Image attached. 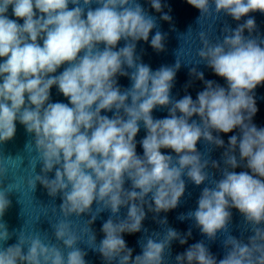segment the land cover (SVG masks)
Returning a JSON list of instances; mask_svg holds the SVG:
<instances>
[{"label": "clouds", "instance_id": "1", "mask_svg": "<svg viewBox=\"0 0 264 264\" xmlns=\"http://www.w3.org/2000/svg\"><path fill=\"white\" fill-rule=\"evenodd\" d=\"M187 3L200 12L198 21L217 19L221 13L235 21L248 16L235 29L225 27L222 39L212 41L199 33L200 61L227 87L205 80L203 72L192 68L189 74L205 85L195 100L191 95L178 100L171 96L178 61L153 70L136 55L137 42H149L157 27L137 0H0V143L14 138L17 121L33 136L31 145L42 167L41 174L28 180L29 186L34 191L39 183L50 197L59 196L64 217L52 224L59 243H46L39 234L18 235L17 243L3 247L11 238L2 218L11 205L12 189L0 188V264H86L70 218L92 213L94 202L96 215L89 224L99 212L111 213L98 244L92 234V249L105 264H168L171 243L186 244L191 230L182 236L168 227L162 236H146L134 258L123 234L141 232L146 207L157 215L175 209L185 194V176L196 186H211L202 189L196 209L178 219L193 220L211 241L227 233L222 241L225 255L217 260L197 242L177 254L175 264H264V127L252 122L258 111L254 90L264 84V38L252 36L257 25L249 16L264 14V0ZM150 4L162 13V20L171 21L161 0ZM9 7L16 19L9 18ZM164 39L165 34L156 31L150 46L161 52ZM121 40L125 44L117 49ZM119 76L128 77L130 87L122 89ZM53 86L69 103L51 102ZM157 108L167 109L168 116L154 118ZM141 124L146 131L139 142L142 156L136 152ZM235 129L239 134L229 136L223 168L197 150L201 140L224 148L225 141L213 132ZM241 166L251 174L234 171ZM209 167L219 170L221 178L209 182ZM6 173L0 167V177ZM126 182L130 188H125ZM122 208L127 209L126 217L114 220ZM233 208L252 233L247 242L228 231ZM161 223H167L166 217Z\"/></svg>", "mask_w": 264, "mask_h": 264}, {"label": "water", "instance_id": "2", "mask_svg": "<svg viewBox=\"0 0 264 264\" xmlns=\"http://www.w3.org/2000/svg\"><path fill=\"white\" fill-rule=\"evenodd\" d=\"M137 2L144 8V10L152 17L155 18L157 27L153 29L149 36V42L139 41L136 45V55L140 57V60L149 65L153 70L160 68L161 66H175L177 61L180 63V68L176 72L174 80V86L171 90V96L173 99H180L185 95H191L195 100L197 93L202 91L205 87L204 82L191 76L190 69L196 68L197 71L203 72L204 79L215 81L222 87H227L226 81L215 75L214 72L201 62L197 53L202 47L199 33L205 32L208 38L212 41L222 39L223 29L229 27L235 29L238 24L244 23L248 16L242 17L240 21H235L232 17L220 14L219 18H201L200 12L187 3V0H161L163 5V13H167L171 16V21L167 22L160 17L161 12H156L150 4V0H137ZM98 5L93 4L91 7L95 8ZM73 5H69L72 8ZM8 16L11 19H16L12 15L11 7H9ZM249 16L253 17L256 21V31L252 33L253 37L259 36L264 38V14L260 12L250 13ZM23 23L22 20L18 21ZM156 31H160L165 34L164 50L161 52L155 51L150 46V40L152 35ZM245 36L249 33L245 31ZM42 44V41H40ZM125 41L121 40L117 45V49L123 47ZM103 48V45L100 46ZM2 62V59H0ZM61 66L58 69V75L64 70ZM131 71V70H128ZM118 84L121 88H128L131 85V81L128 77H117ZM2 82V81H0ZM254 97L256 100V106L258 108L257 113L253 117L252 122L257 127H264V84L257 86L254 90ZM51 102H63L69 103L58 89L53 86L51 89ZM102 115L112 117V112H102ZM154 118H164L168 116L167 109L157 108L152 113ZM192 119L198 120V117ZM239 129L233 130L228 134L215 133L213 135H219L225 141L224 148H217L212 144L201 140L197 143V150L200 151L206 159L210 161H217L220 167H224L222 154L228 145V139L231 135H238ZM146 135V131L141 124L139 133L136 136V152L138 155H143V148L139 143ZM33 136L28 134L25 127L16 122V134L10 141L0 143V167L6 168L7 173L5 176L0 177V188H7L9 185L12 189L8 193V199L11 201L10 207L6 210L3 216V222L6 223L8 231L11 233V238L3 245L8 247L17 243L18 235H35L39 234L41 239L45 242L59 243L55 241L54 230L52 224H56L58 221L64 219L60 212L59 206L62 200L59 196L52 198L48 195L47 190L39 183H37L35 190L29 186L28 180L35 174H41V163L37 162L36 154L32 148ZM162 153L175 156L171 149H161ZM239 159V153H236ZM11 158V159H8ZM35 172L33 173V168ZM208 171L212 178L220 179L221 173L217 169L209 167ZM236 172L249 171L250 170L241 166L234 169ZM251 174V173H250ZM49 178L54 177V172L49 173ZM186 183L185 194L181 197L178 206L167 212H161L158 215L149 212L147 207L145 211L147 213L146 219L143 221V227L141 232L134 234H123L127 246L133 250V258L141 253L140 242L146 236L155 235L156 233L163 235L168 227L174 228L182 236H186L189 230H191V236L187 237V243L181 245L178 240L171 243V254L168 257V264H175V256L183 253L190 245L197 242H203L210 250V252L217 258L222 259L225 255V249L222 241L227 233H218L215 241L209 240L204 236L200 230L195 226V222L191 219L180 220L178 217L181 214H187L191 210H195L197 200L201 194L202 189L205 186H211L208 182L200 186H196L191 181L184 177ZM130 182L125 183V188H130ZM97 205L93 204L92 213L82 214L80 217H71V229L72 232L78 237L79 242L77 247L86 253V264H105L100 254L92 249L94 242L92 240V234L96 237V243L98 244L103 239L104 233L101 231L102 224L111 216L110 211L104 210L99 212L94 223L89 224L92 215H96ZM232 219L228 225L229 233L237 239L247 242L248 237L252 235L248 230L243 216L240 212L233 208ZM127 214V209L122 208L119 217H112L116 219H124ZM166 217L167 223H161Z\"/></svg>", "mask_w": 264, "mask_h": 264}]
</instances>
